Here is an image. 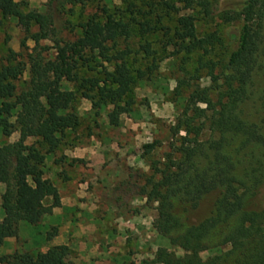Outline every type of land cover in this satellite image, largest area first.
I'll use <instances>...</instances> for the list:
<instances>
[{"label": "trees", "instance_id": "16d2710c", "mask_svg": "<svg viewBox=\"0 0 264 264\" xmlns=\"http://www.w3.org/2000/svg\"><path fill=\"white\" fill-rule=\"evenodd\" d=\"M182 1L185 8H199L208 18L218 6V0ZM218 16L237 26L234 50L216 73L214 63H209V86L197 87L190 94L176 127L186 133L175 151L179 157L169 154L152 173H139L144 179L140 194L146 204H156L154 229L168 245L159 248L153 260L145 264H264V207L255 204L264 186V134L245 119L243 112L255 96L254 78L264 76V0H244L237 8L219 10ZM0 17L15 19L27 33L32 24L41 29L46 24L45 16L23 13L15 0H0ZM129 21L134 22V17ZM138 24L143 34L155 30L148 22ZM129 27L128 22L116 21L110 15L103 24L90 19L80 27L82 37L66 50H59L57 63L31 65L28 87L20 93L15 83L25 65L11 52L8 64L0 67V133L5 137L19 134L17 142L0 146V184L5 187L1 195L4 219L0 247L6 239L17 236L19 224L37 226L59 205L55 188L44 178V165L46 156L58 150L65 133L83 125L72 108L74 92L61 89L63 80L72 83L78 79L73 73L77 66L74 57L80 58L86 49L97 50L98 56L114 63L111 72L105 71L103 81L81 80L80 87L85 88L82 98L90 102L96 116L104 106L124 111L120 104L130 92L134 77L124 54L108 58L102 42L128 37ZM32 38L38 42L42 37L35 34ZM175 38L179 52L187 54L206 52L207 46L221 43L215 33L198 39L191 15L177 19ZM67 52L73 56L71 63L65 58ZM260 94L263 104L264 86ZM108 118L110 126H118V117L110 113ZM202 118L204 121L197 123ZM204 134L209 137L200 141ZM29 138L34 141L27 145ZM158 145V141L144 144L143 153L150 154ZM212 192H218L213 209L193 219L203 197ZM50 197L52 201L46 205ZM223 247L228 249L224 251ZM174 249L183 255L177 256ZM207 251L213 254L203 261L200 255ZM67 253L65 246L36 255L16 252L1 256L0 264H67Z\"/></svg>", "mask_w": 264, "mask_h": 264}, {"label": "rangeland", "instance_id": "374dc122", "mask_svg": "<svg viewBox=\"0 0 264 264\" xmlns=\"http://www.w3.org/2000/svg\"><path fill=\"white\" fill-rule=\"evenodd\" d=\"M243 1L218 0L214 15L208 18L199 8H185L182 0H15L21 5L23 13L46 17V24L42 29L32 24L28 33L15 19L3 20L0 17V67L8 64L11 52L15 54L17 62L25 65L24 73L15 83L17 93L27 89L31 65L39 64L43 67L47 63H57L59 50H66L81 38L80 27L90 19L94 18L103 24L107 15H110L116 21L122 19L130 24L128 37H120L114 42H102L103 52L108 58L124 54V61L134 77L130 92L120 104L124 111L119 113L113 111L112 106H104L99 110L98 116L95 115L96 110L90 109L87 112L91 104L82 98L85 88L80 87L81 80L96 78L103 81L105 71L111 72L114 65L98 56L97 50L86 49L80 58L74 57L77 66L73 73L78 79L72 83L63 80L61 89L74 92L72 108L77 114L84 116L81 118L82 127L95 124L99 128L98 132L108 141L109 150L123 149L128 155H134V166L128 164L125 158H111L99 178L94 180V194L99 203L111 209L113 214L127 216V212L134 210V215L145 217V221L149 217L147 223L143 224L145 230H148L147 235L138 234L141 242L133 257L134 264L150 262L159 248L168 246L154 229L156 204H146V199L140 194L144 179L139 173H152L154 167H161L169 154L175 159L179 157L175 151L186 133L183 128L176 127L190 94L197 87L209 86V63H214L216 73L219 66L227 62L235 47L237 26L233 22L222 20L218 11L237 8ZM187 15L194 18L198 39L215 33L221 43L207 46L206 52H179L175 38L177 19ZM131 17H134V22L129 21ZM144 22H148L155 30L141 33L138 23ZM35 34L42 37L38 42L33 41L32 35ZM261 34V54L264 60V24ZM71 57L70 52L65 54L70 63ZM253 86L255 96L244 106V117L261 128L264 134V103L260 100V91L264 86L263 74L254 78ZM212 98L215 99V93ZM197 107L204 109L202 104ZM110 113L118 117L117 127L109 125ZM203 121L202 118L197 123ZM208 137L204 134L199 140L203 141ZM18 139L17 132L10 137L0 133V146L11 144L10 140L15 143ZM33 141L29 138L25 144L30 145ZM153 141H158L159 145L150 154H144L142 146ZM217 198L218 192L205 195L192 218L197 220L206 216L213 209ZM255 204L264 207V186L255 198ZM227 249L228 247L222 248L224 251ZM174 252L179 257L183 255L179 249H174ZM212 254L207 251L201 253L200 257L205 261Z\"/></svg>", "mask_w": 264, "mask_h": 264}, {"label": "crops", "instance_id": "0c3cea01", "mask_svg": "<svg viewBox=\"0 0 264 264\" xmlns=\"http://www.w3.org/2000/svg\"><path fill=\"white\" fill-rule=\"evenodd\" d=\"M98 131L95 124L67 131L58 150L46 156L44 178L55 188L59 205L37 226L19 224L17 236L6 239L0 247V257L16 252L36 255L54 246H65L67 264H134L141 242L138 234L147 235L143 224L149 217L145 221V217L134 215V210L127 216L115 215L94 194V180L111 158H125L134 166V155L123 149L109 150L108 141ZM4 190L0 184V224L4 219ZM51 201L48 198L46 205Z\"/></svg>", "mask_w": 264, "mask_h": 264}]
</instances>
